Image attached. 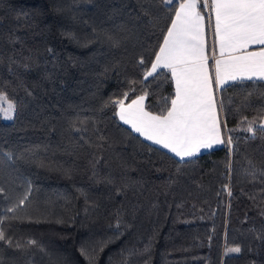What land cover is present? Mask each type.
Here are the masks:
<instances>
[{
    "label": "trees",
    "instance_id": "obj_1",
    "mask_svg": "<svg viewBox=\"0 0 264 264\" xmlns=\"http://www.w3.org/2000/svg\"><path fill=\"white\" fill-rule=\"evenodd\" d=\"M179 2L0 0V264H264V82L214 89L225 143L187 160L114 103L171 106L145 75Z\"/></svg>",
    "mask_w": 264,
    "mask_h": 264
},
{
    "label": "snow or ice",
    "instance_id": "obj_2",
    "mask_svg": "<svg viewBox=\"0 0 264 264\" xmlns=\"http://www.w3.org/2000/svg\"><path fill=\"white\" fill-rule=\"evenodd\" d=\"M164 2L172 4L173 0ZM201 6L214 14V26L210 15L209 27L213 28L220 58L212 65L209 64L211 56L205 51V16ZM249 46L259 47L248 51ZM160 67L169 69L175 79L176 94L171 106L159 115L146 112L143 108L145 93L132 100L127 109L123 100L114 102L121 109L120 119L181 159L225 143L217 119L213 85L219 90L227 80L264 79V0H180L145 78L153 76ZM3 103L7 104L2 109L4 116L11 119L16 105L6 93L0 92V104ZM245 131L255 135L251 124ZM231 142L232 138L228 137L227 143ZM23 203L21 200L20 204ZM8 211H15V207ZM0 241L11 243L3 230H0ZM29 243L35 244V241ZM227 251L239 252L240 249Z\"/></svg>",
    "mask_w": 264,
    "mask_h": 264
},
{
    "label": "crops",
    "instance_id": "obj_3",
    "mask_svg": "<svg viewBox=\"0 0 264 264\" xmlns=\"http://www.w3.org/2000/svg\"><path fill=\"white\" fill-rule=\"evenodd\" d=\"M204 40H205V51H206V54H208V39H209V42H210V46H211V51H212V55H211V61H212V64H214V60L215 59H217V58H220V56H219V49H218V45L216 44V38H215V36L213 35V28H210L209 27V31H208V29H207V25H206V20L204 19ZM212 23H213V26H214V14H212ZM258 47L259 46H249V48H248V51H254V50H258ZM209 60V61H210ZM161 69H164V67H160V68H158V70H157V72L158 71H160ZM213 72H214V70H213ZM155 74V73H154ZM153 74V75H154ZM214 75H215V73H214ZM214 75H213V77H214ZM174 79V78H173ZM239 80H259V81H263L264 82V79H261V78H259V77H253L252 79H247V78H238V79H236V80H227L226 81V83L220 88V89H222V88H224L225 86H227V85H229V84H231V83H233V82H235V81H239ZM174 83H175V79H174ZM216 87H215V85H213V92H214V89H215ZM175 89H176V83H175ZM219 89V90H220ZM214 100H215V97H214ZM215 104H216V100H215ZM128 107V106H127ZM127 107H124L125 109H127ZM143 108H144V101H143ZM135 109V106H133V110ZM121 111V109L119 110V112ZM144 111H145V109H144ZM127 114V113H126ZM122 122L126 125V126H128L130 129H132V130H134L133 128H132V126H131V124H129V123H125L123 120H122ZM135 131V130H134ZM136 132V131H135ZM136 133H138L139 135H141L145 140H147L148 142H150V143H152V144H154V145H156V146H158V147H160V148H162V149H164V150H166V151H168V152H170L171 154H173L175 157H177L178 159H180V160H187V159H189V158H184V159H181L180 157H178L175 153H173V152H171L169 149H167V148H164L161 144H157V143H155L153 140H149V139H147L146 138V136L145 135H142L140 132H136Z\"/></svg>",
    "mask_w": 264,
    "mask_h": 264
},
{
    "label": "rangeland",
    "instance_id": "obj_4",
    "mask_svg": "<svg viewBox=\"0 0 264 264\" xmlns=\"http://www.w3.org/2000/svg\"><path fill=\"white\" fill-rule=\"evenodd\" d=\"M215 101V100H214ZM124 104V102H123ZM128 105L124 104V107H127ZM7 107V104L6 103H3V104H0V115L3 117V119H5L6 121H11L13 120L14 116H15V111L12 113V118L11 119H6L5 116H4V113L2 111L3 108H6ZM145 109V108H144ZM119 110H120V107H119ZM146 111V110H145ZM147 112V111H146ZM120 117V116H119ZM217 119H218V122H219V125H220V121H219V117H218V113H217ZM124 124V123H123ZM221 128V127H220ZM222 133V132H221ZM223 139V136L221 137ZM222 144H217V145H214L211 149H208V150H201L199 153H197L196 155H194L193 157L195 156H198L200 154H203L205 152H208L210 150H213V149H216V148H219L221 147ZM191 157V158H193ZM190 159V158H189Z\"/></svg>",
    "mask_w": 264,
    "mask_h": 264
}]
</instances>
